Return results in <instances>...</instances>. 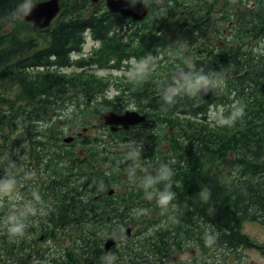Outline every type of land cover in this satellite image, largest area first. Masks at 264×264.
Here are the masks:
<instances>
[{"label": "trees", "instance_id": "1", "mask_svg": "<svg viewBox=\"0 0 264 264\" xmlns=\"http://www.w3.org/2000/svg\"><path fill=\"white\" fill-rule=\"evenodd\" d=\"M141 1L149 13L132 21L105 0H59L52 23L34 29L15 15L19 0H0V156L16 161L19 195L38 191L42 209L23 238L0 224V264H103L107 236L119 240L109 251L115 264H167L183 249L188 223L198 234L208 226L211 243L229 249L249 246L243 221L264 222V0ZM87 36L98 47L84 54ZM149 53L171 60L159 59L143 82H109L91 70L128 67ZM187 59L222 67L226 82L209 103L185 95L166 105L172 82L162 80L173 81ZM236 102L246 114L233 126L207 120L211 105L227 115ZM129 104L148 116L144 124L116 132L103 124L104 112ZM132 140L144 148L137 177L147 160L153 174L170 163L174 210L147 200L128 175ZM26 171L34 174L27 181ZM22 203L5 199L0 221Z\"/></svg>", "mask_w": 264, "mask_h": 264}, {"label": "clouds", "instance_id": "2", "mask_svg": "<svg viewBox=\"0 0 264 264\" xmlns=\"http://www.w3.org/2000/svg\"><path fill=\"white\" fill-rule=\"evenodd\" d=\"M127 2L135 7L140 4L141 0H127ZM157 5H162L163 0H154ZM35 6V0H19L17 5V14L20 18H26L31 14ZM163 7L160 11H165ZM90 32V29H86ZM188 42H183L178 49V54L183 56L187 51ZM131 65V77L143 82L153 71L159 66V57L153 56L151 53L140 58L139 60L132 58L129 61ZM226 82V73L221 67L220 70H210L204 65L195 62L192 59L185 61L184 67H178L173 74V82L164 88L162 92V100L166 105H173L177 98L181 96L196 97L203 101V97L210 92L223 86ZM245 106L239 102L232 105L231 111L225 115L222 110L213 108L210 113L211 121L220 127H231L236 121L242 120L245 116ZM144 151L143 145L138 144L135 140L129 141L126 152L132 163L128 166V175L137 180L138 187L143 190L144 196L147 200H155L158 207L163 211H168L169 208L175 209L177 206L173 203L176 199L175 192L172 191L174 172L170 163H160L159 167L153 174L147 167L143 169V175L137 177L136 160ZM16 161L8 154L0 156V207L4 206L5 199L10 201L23 200L19 206H11L10 211L4 217L0 224L6 227L10 238H23L28 229L29 217L36 216L42 212L40 205L39 192L33 190L30 193L31 199L21 197L18 192L19 182L15 174ZM34 174L31 171L24 173L25 180L31 178ZM101 189L107 188L100 183ZM136 211V210H134ZM144 211V210H141ZM116 256L111 252L106 253L102 257L103 264H115Z\"/></svg>", "mask_w": 264, "mask_h": 264}, {"label": "rangeland", "instance_id": "3", "mask_svg": "<svg viewBox=\"0 0 264 264\" xmlns=\"http://www.w3.org/2000/svg\"><path fill=\"white\" fill-rule=\"evenodd\" d=\"M95 44L96 42H93L89 37H86L83 51H89L93 47L92 45ZM259 45L260 43L256 47H258ZM152 55L158 56L161 60L160 63L171 60V58L167 59L165 56H163V54ZM91 70L96 74L105 75L107 78H110L111 80H109V82H122L123 80L128 78L134 80L130 75L131 65H128V67H123L121 69L110 70L111 72L98 69ZM162 78H165V76ZM162 81L170 83L173 82L172 80L165 79H163ZM116 91L117 89L114 85H112L109 92L107 93V96H115ZM213 108L222 110L223 113L225 110L224 106L221 104L215 106L211 105V107L209 108V113ZM126 109L134 110L135 107L132 104H129L125 106L124 110ZM97 129L101 128L98 127ZM166 147L167 146L164 145V148ZM18 192H20L19 188ZM158 224L160 225L159 222ZM191 224L188 223L189 226L187 227L194 228L193 226L191 227ZM202 227H204L203 224ZM151 228L152 227H149L148 230H150ZM134 231L135 230L133 229V232ZM240 231L242 232V234L248 236L250 240L249 246L237 245L235 247L227 249L224 247L225 244L220 243L219 240H217L215 244L211 243L208 226H205V230L201 234H198L197 229H193L191 233L193 237L189 238L188 233L186 238L182 239V243L184 245L183 249L177 251L174 256L169 259L167 264H264V249L263 247H260L261 245H264V222H260L258 220H245L241 224ZM46 243H49V241H47ZM121 246L122 245L120 244V247ZM202 248L204 250H202ZM192 250H194L193 253Z\"/></svg>", "mask_w": 264, "mask_h": 264}, {"label": "water", "instance_id": "4", "mask_svg": "<svg viewBox=\"0 0 264 264\" xmlns=\"http://www.w3.org/2000/svg\"><path fill=\"white\" fill-rule=\"evenodd\" d=\"M96 1V0H93ZM108 10L115 13H120L123 16L131 17L133 20H141L145 17L149 11V7L141 1L140 4H136L132 7L127 0H105ZM60 9L59 0H41L35 3V6L30 15L23 18L25 21H29L33 24L34 28L47 27L53 18L58 14ZM17 16H19L16 13ZM212 96L210 92L207 96L203 97V101H209ZM145 121V116L137 113L136 111H125L123 114H117L112 111L106 112L104 115V123L110 126H121L123 129H127L130 125H135ZM116 129L115 127H111ZM71 138H65L69 141ZM113 189L108 190V194H112ZM126 234H130V229H126ZM115 244L113 237H108L105 241V251Z\"/></svg>", "mask_w": 264, "mask_h": 264}, {"label": "flooded vegetation", "instance_id": "5", "mask_svg": "<svg viewBox=\"0 0 264 264\" xmlns=\"http://www.w3.org/2000/svg\"><path fill=\"white\" fill-rule=\"evenodd\" d=\"M192 225H193V224H191V227H192ZM203 225H204V223H203ZM201 226H202V224H201ZM202 228H204V227H202ZM192 231H193V228H190L189 238L193 237V235L191 234ZM202 236H203V235H202ZM196 240H197V238H196ZM104 241H105V240H104ZM103 245H104V242H103ZM260 247H263V249H264V245H261ZM193 252H194V250H192V253H193ZM206 260H207V258H206Z\"/></svg>", "mask_w": 264, "mask_h": 264}]
</instances>
